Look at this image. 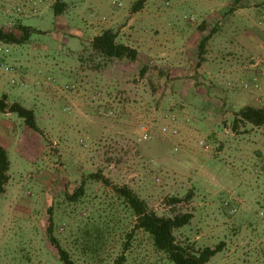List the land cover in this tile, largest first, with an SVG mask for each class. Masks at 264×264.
<instances>
[{"label": "rangeland", "instance_id": "rangeland-1", "mask_svg": "<svg viewBox=\"0 0 264 264\" xmlns=\"http://www.w3.org/2000/svg\"><path fill=\"white\" fill-rule=\"evenodd\" d=\"M195 1L147 0L135 12L138 0H0L1 28L35 30L26 44L3 43L0 94L34 110L43 132L0 112L11 161L0 264H63L51 234L79 264H173L135 228L114 186L134 190L159 216L191 214L177 243L194 252L221 245L208 264H264V126L234 127L236 112L260 95L244 83L264 89L256 66L264 46L245 41L260 33L253 22L263 24V9L245 22V9L231 11L245 1L223 0L222 21L210 24V6ZM56 2L67 4L59 17ZM109 29L138 50L137 62L105 64L93 53V38ZM98 172L111 185L87 179ZM83 180L85 195L70 200Z\"/></svg>", "mask_w": 264, "mask_h": 264}, {"label": "trees", "instance_id": "trees-1", "mask_svg": "<svg viewBox=\"0 0 264 264\" xmlns=\"http://www.w3.org/2000/svg\"><path fill=\"white\" fill-rule=\"evenodd\" d=\"M146 1L147 0H138L133 10L137 12L143 9ZM66 8L67 4L64 2H56L53 6L57 17L62 15ZM17 28L20 32L19 34L13 31H7L0 27V42L9 45H23L29 42L31 35L35 30L23 25H18ZM212 35L213 34L210 33L209 35L204 36L198 45V67H200L205 61L207 45L211 40ZM91 49L105 64L113 63L115 61L135 63L139 59L138 50L129 45L118 42V35L112 29L106 30L100 35L94 37L91 42ZM144 73L145 70H141V74L144 75ZM0 112L17 114L24 119L29 129L41 132L37 125L34 110L28 109L18 102L10 103L7 94H0ZM240 123L250 124L254 127L264 126V108H260L257 104L247 105L241 108L235 114L234 127H238ZM10 168L11 161L9 159L8 151L0 143V197L6 192V188L9 184ZM87 179L103 181L106 185H111L110 181L99 172L91 174ZM86 180H83L80 183L79 187L75 190V193L69 197L70 200L77 201L85 195ZM114 190L132 210L136 218L135 228L143 230L145 233L149 234L152 237L156 250L165 254L168 260L173 264H208L213 257L222 251V246L220 245L216 248L206 247L198 252H194L191 246H183L177 243L174 234L175 230L188 225L193 217L191 214L178 215L173 218L162 217L152 211L148 204L128 186H114ZM178 201L179 200L176 198L171 199V202ZM49 233L51 234V231ZM50 237L51 243L56 249L60 261L63 264H79L52 234ZM126 247L128 248V244H126ZM123 261L124 257H121L119 262L122 263Z\"/></svg>", "mask_w": 264, "mask_h": 264}, {"label": "crops", "instance_id": "crops-1", "mask_svg": "<svg viewBox=\"0 0 264 264\" xmlns=\"http://www.w3.org/2000/svg\"><path fill=\"white\" fill-rule=\"evenodd\" d=\"M200 2H204L205 4H208L211 8L210 14L208 15V17L206 18V20L211 24V23H220L222 21V17L220 16V14L217 12V9H220L219 6L221 5V2L223 0H199ZM236 1V0H235ZM234 1V2H235ZM245 1V5L239 6V7H233V9H236L237 11H239V13H237V11L235 13H237V15H239L244 9H245V22H248L250 19H252V16L250 14H252V10L256 9L259 10V8L263 9V13L261 15V19H262V23L263 24H257L254 23V25H258L261 28H259L260 33H254L253 31H249V33H245V41L249 38L251 42H253L256 39H259L261 41L260 46H264V0H244ZM249 2V3H248ZM184 3V1H183ZM248 3V4H246ZM196 7L200 6L198 4V0L195 1ZM240 8V9H239ZM226 22V20L224 21ZM262 33V34H261ZM233 34V33H232ZM236 37L235 34L234 35H230L229 40L231 38ZM248 39V40H249ZM231 41V40H230ZM259 44V43H257ZM253 46V44H252ZM259 46V45H258ZM251 52H256V50L254 48H251ZM222 55V54H221ZM249 73V72H248ZM252 81V80H251ZM254 81V79H253ZM252 81V82H253Z\"/></svg>", "mask_w": 264, "mask_h": 264}, {"label": "built area", "instance_id": "built-area-1", "mask_svg": "<svg viewBox=\"0 0 264 264\" xmlns=\"http://www.w3.org/2000/svg\"><path fill=\"white\" fill-rule=\"evenodd\" d=\"M114 4H117L118 6H121V4L114 2ZM10 50L9 48H6V45H3V42H0V55L4 56L5 54H9ZM5 64L0 60V67H4ZM258 70H259V75L264 77V61H259L256 64ZM254 83V84H253ZM243 88L245 90H255L257 91L260 95L256 98V104L258 106H262L264 103V89L263 87H261V85L259 84V82L257 81V79H254V81L252 83H244ZM144 133L141 136L143 138L144 141L148 140L151 136H149L147 130L145 128H143ZM164 132L167 130V128L163 129ZM176 133V132H175ZM226 207L230 210V213L233 214L235 213L237 210L235 208H233L230 204V202H226Z\"/></svg>", "mask_w": 264, "mask_h": 264}]
</instances>
